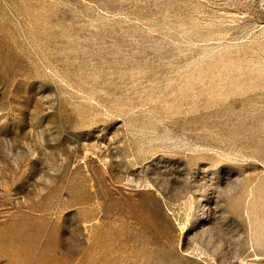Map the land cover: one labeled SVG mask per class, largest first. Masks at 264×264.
<instances>
[{"label": "rangeland", "instance_id": "1", "mask_svg": "<svg viewBox=\"0 0 264 264\" xmlns=\"http://www.w3.org/2000/svg\"><path fill=\"white\" fill-rule=\"evenodd\" d=\"M0 264H264V0H0Z\"/></svg>", "mask_w": 264, "mask_h": 264}]
</instances>
